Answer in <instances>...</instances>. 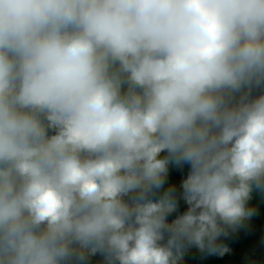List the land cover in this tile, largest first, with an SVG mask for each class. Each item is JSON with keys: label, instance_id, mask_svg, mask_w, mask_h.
<instances>
[{"label": "clouds", "instance_id": "obj_1", "mask_svg": "<svg viewBox=\"0 0 264 264\" xmlns=\"http://www.w3.org/2000/svg\"><path fill=\"white\" fill-rule=\"evenodd\" d=\"M257 232L243 264L264 0H0V264H232Z\"/></svg>", "mask_w": 264, "mask_h": 264}, {"label": "trees", "instance_id": "obj_2", "mask_svg": "<svg viewBox=\"0 0 264 264\" xmlns=\"http://www.w3.org/2000/svg\"><path fill=\"white\" fill-rule=\"evenodd\" d=\"M258 235L259 233L257 232L256 236H254L251 241H241L239 244H237L234 255L228 258L229 261L232 262V264H243V248L248 243H254Z\"/></svg>", "mask_w": 264, "mask_h": 264}]
</instances>
